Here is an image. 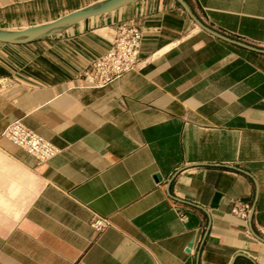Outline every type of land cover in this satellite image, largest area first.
I'll use <instances>...</instances> for the list:
<instances>
[{
  "label": "crops",
  "instance_id": "0c3cea01",
  "mask_svg": "<svg viewBox=\"0 0 264 264\" xmlns=\"http://www.w3.org/2000/svg\"><path fill=\"white\" fill-rule=\"evenodd\" d=\"M103 1L0 0V30ZM184 1L254 49L176 0L0 42V264H264V0ZM123 22L144 32L136 69L88 86ZM15 120L60 152L39 163L2 135Z\"/></svg>",
  "mask_w": 264,
  "mask_h": 264
},
{
  "label": "built area",
  "instance_id": "2783aa9c",
  "mask_svg": "<svg viewBox=\"0 0 264 264\" xmlns=\"http://www.w3.org/2000/svg\"><path fill=\"white\" fill-rule=\"evenodd\" d=\"M143 38L144 32L139 25L121 23L110 48L95 58L90 68L84 71L82 78L86 84L91 87H104L135 70L140 60ZM2 135L36 158L39 163L52 160L60 152L54 143L27 127L22 120L11 122ZM232 212L248 219L251 205L237 201ZM178 215L180 220H187V216L182 211H178ZM91 225L95 230L102 231L109 225V221L102 217H95Z\"/></svg>",
  "mask_w": 264,
  "mask_h": 264
},
{
  "label": "water",
  "instance_id": "95a60500",
  "mask_svg": "<svg viewBox=\"0 0 264 264\" xmlns=\"http://www.w3.org/2000/svg\"><path fill=\"white\" fill-rule=\"evenodd\" d=\"M134 1H136V0H106V1L100 2L96 5L90 6L88 8L78 10L76 12L68 14V15H66V16H64V17H62V18H60L54 22L48 23V24L34 26V27H30V28H27L24 30H19V31L0 30V42L8 43V44H25V43H28V42L35 40L36 38L46 34L47 32H49L51 30L75 24L81 20L88 18V17L112 12V11L117 10L118 8L124 6L128 3L134 2ZM176 1L184 8V10L190 16V18L198 26H200L204 30H206V31L210 32L211 34L218 36L224 40L232 41V42L239 44L241 46L254 49L251 46H248L246 44L231 40V39L215 32V31H213L212 29L208 28L193 14V12L190 10L189 6L187 5V3L184 0H176ZM160 177L161 176L158 175V178H160ZM252 214H253V210L251 212V217H252Z\"/></svg>",
  "mask_w": 264,
  "mask_h": 264
}]
</instances>
